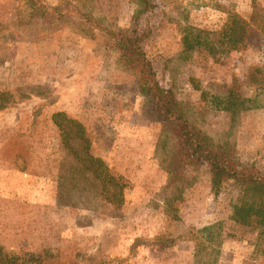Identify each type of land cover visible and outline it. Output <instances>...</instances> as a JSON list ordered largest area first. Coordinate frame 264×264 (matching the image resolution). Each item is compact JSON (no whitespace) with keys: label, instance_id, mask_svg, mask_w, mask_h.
Wrapping results in <instances>:
<instances>
[{"label":"rangeland","instance_id":"374dc122","mask_svg":"<svg viewBox=\"0 0 264 264\" xmlns=\"http://www.w3.org/2000/svg\"><path fill=\"white\" fill-rule=\"evenodd\" d=\"M153 3L136 17L135 0H0V90L11 95L0 110V245L20 263L192 264L201 229L212 224L220 252L205 251L216 264L252 258L257 231L233 219L242 190L232 182L213 190L207 165L168 180L175 146L144 114L138 77L119 65L104 30H144L148 58L191 122L264 173V90L250 81L257 67L264 81V33L243 50L183 44L189 27L216 40L231 14L249 18L264 0ZM229 91L262 106L216 108ZM58 112L82 124L91 153L125 184L122 206L81 191L85 175L60 179L79 159L66 147L81 139L62 135Z\"/></svg>","mask_w":264,"mask_h":264},{"label":"trees","instance_id":"16d2710c","mask_svg":"<svg viewBox=\"0 0 264 264\" xmlns=\"http://www.w3.org/2000/svg\"><path fill=\"white\" fill-rule=\"evenodd\" d=\"M137 4L136 17H140L151 11L155 6L153 0H135ZM183 37L186 48L205 46L213 52L217 42L227 46L230 50H243L249 45L252 35L260 30L264 33V9L253 10L249 18L236 13L231 14L227 23L221 30L215 32L214 40L209 30L189 27ZM119 53L118 63L122 67L133 71L137 77L140 92L143 94L144 114L151 120L161 123L167 136L175 146L172 159L169 161L166 171L168 180L175 181L184 176V172L190 166L207 165L211 175L212 189L218 192L222 185L232 182L243 194L239 195L237 204L234 205L233 219L236 223L252 227L257 231L254 242V253L250 261L245 264H264V173L254 165L244 164L228 146L215 142L204 130L194 125L188 113L181 106L175 91L163 85L159 73L154 68L143 48L147 34L141 28L128 31L118 29L116 31L104 30ZM213 38V39H211ZM260 68H256L250 74V81L256 90H264V81L257 77ZM204 94V93H203ZM259 94H256L258 96ZM217 97V96H216ZM11 95L8 91L0 90V110L6 108ZM221 98V97H218ZM240 98V100H239ZM239 100L237 103L236 101ZM257 97H246L242 93L235 94L229 91L226 99L214 100V106L218 109L242 110L262 106L256 101ZM250 103V105H247ZM64 117V120H55L65 138L81 139V144L69 145L79 157L76 165L65 164L61 168L60 179L63 174L71 171L85 175V186L81 191L95 193L102 200L120 207L125 202V184L114 175L107 163L101 158L94 156L91 142L83 132V126L75 119L69 118L65 113L53 114ZM80 135V136H78ZM70 151V150H69ZM70 168V169H68ZM61 185L63 183L59 182ZM76 187V185H75ZM71 187L73 190L78 188ZM62 192V191H61ZM65 196V195H64ZM218 225L212 224L201 229L202 237L197 238V250L192 264H216L217 254L205 250L220 252V233L216 231ZM219 230V229H218ZM206 252V253H205ZM0 264H22L14 255L8 254L0 245Z\"/></svg>","mask_w":264,"mask_h":264},{"label":"crops","instance_id":"0c3cea01","mask_svg":"<svg viewBox=\"0 0 264 264\" xmlns=\"http://www.w3.org/2000/svg\"><path fill=\"white\" fill-rule=\"evenodd\" d=\"M167 173V172H166ZM168 174V173H167Z\"/></svg>","mask_w":264,"mask_h":264}]
</instances>
